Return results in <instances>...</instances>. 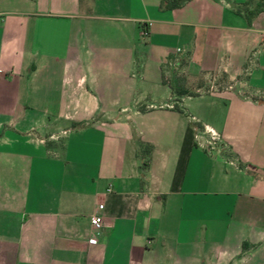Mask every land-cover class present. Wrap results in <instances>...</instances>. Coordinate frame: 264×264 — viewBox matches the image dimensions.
Masks as SVG:
<instances>
[{"label": "crops", "instance_id": "obj_1", "mask_svg": "<svg viewBox=\"0 0 264 264\" xmlns=\"http://www.w3.org/2000/svg\"><path fill=\"white\" fill-rule=\"evenodd\" d=\"M162 1L0 0V264H264V12Z\"/></svg>", "mask_w": 264, "mask_h": 264}, {"label": "trees", "instance_id": "obj_2", "mask_svg": "<svg viewBox=\"0 0 264 264\" xmlns=\"http://www.w3.org/2000/svg\"><path fill=\"white\" fill-rule=\"evenodd\" d=\"M188 0H163L160 4L161 9H176ZM241 11L250 21L257 14L264 12V0H247L241 7Z\"/></svg>", "mask_w": 264, "mask_h": 264}, {"label": "built area", "instance_id": "obj_3", "mask_svg": "<svg viewBox=\"0 0 264 264\" xmlns=\"http://www.w3.org/2000/svg\"><path fill=\"white\" fill-rule=\"evenodd\" d=\"M107 191H109V190H107ZM102 209H103V205H98L96 211L90 216V219H89L90 227H91L90 241H92V242L97 241V237H98V235L102 229L103 220H102V217L100 215V211Z\"/></svg>", "mask_w": 264, "mask_h": 264}, {"label": "rangeland", "instance_id": "obj_4", "mask_svg": "<svg viewBox=\"0 0 264 264\" xmlns=\"http://www.w3.org/2000/svg\"><path fill=\"white\" fill-rule=\"evenodd\" d=\"M256 57H257V56H256ZM256 57H253V58H252V60H253V61L255 60V62H256ZM255 62H253L252 65L250 66V68L252 67V68L250 69V73H251V75H253V76H252V79H254V80L258 78V74H259V73H257V71L255 70V68L253 67V65L255 64Z\"/></svg>", "mask_w": 264, "mask_h": 264}]
</instances>
